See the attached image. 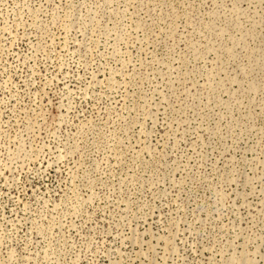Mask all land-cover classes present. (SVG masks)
Here are the masks:
<instances>
[{
    "label": "rangeland",
    "instance_id": "374dc122",
    "mask_svg": "<svg viewBox=\"0 0 264 264\" xmlns=\"http://www.w3.org/2000/svg\"><path fill=\"white\" fill-rule=\"evenodd\" d=\"M0 264H264V0H0Z\"/></svg>",
    "mask_w": 264,
    "mask_h": 264
}]
</instances>
